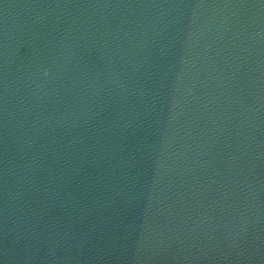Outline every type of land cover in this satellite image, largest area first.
<instances>
[{
    "label": "water",
    "instance_id": "obj_1",
    "mask_svg": "<svg viewBox=\"0 0 264 264\" xmlns=\"http://www.w3.org/2000/svg\"><path fill=\"white\" fill-rule=\"evenodd\" d=\"M0 264H264V0H0Z\"/></svg>",
    "mask_w": 264,
    "mask_h": 264
}]
</instances>
